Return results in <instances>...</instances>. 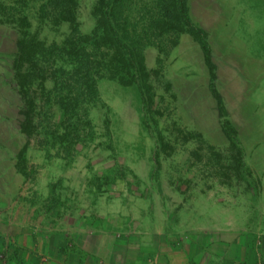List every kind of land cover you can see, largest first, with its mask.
Here are the masks:
<instances>
[{
    "label": "rangeland",
    "instance_id": "rangeland-1",
    "mask_svg": "<svg viewBox=\"0 0 264 264\" xmlns=\"http://www.w3.org/2000/svg\"><path fill=\"white\" fill-rule=\"evenodd\" d=\"M96 2L78 0L81 34L94 27L90 10ZM28 6V32L46 47L61 43L70 25L40 22L34 15L38 3ZM188 10L201 30L200 43L181 35L161 57L162 78L152 77L156 108L164 114L161 132L170 145L161 149L155 133L143 128L134 87L99 80V101L89 112L94 138L73 158L57 156L39 147L35 134L20 132L32 95L14 85V34L11 25L0 26V211L12 220L21 215L37 226L40 237L45 227L51 238L71 237L81 229L112 234L147 260H160L161 248L192 260L197 246L208 242L213 248L215 239L232 243L217 245L226 252L247 250L248 259L264 260L260 171L251 163L253 151L264 143V0H188ZM144 57L146 68L156 70L157 50L147 48ZM50 88V81L43 90L32 88L37 101L31 114L40 122L48 116L47 105H41ZM209 89H214L211 96ZM215 95L222 100L221 118ZM53 111L56 120L60 113ZM219 125L236 133L231 137L244 164L237 177L219 135L211 139V155L201 143L203 132Z\"/></svg>",
    "mask_w": 264,
    "mask_h": 264
},
{
    "label": "trees",
    "instance_id": "trees-1",
    "mask_svg": "<svg viewBox=\"0 0 264 264\" xmlns=\"http://www.w3.org/2000/svg\"><path fill=\"white\" fill-rule=\"evenodd\" d=\"M34 3H38L34 15L40 22L70 25L61 43L46 47L36 34L28 32L27 7ZM77 7L78 0H0V26L11 25L14 34L10 74L25 96L32 95L27 101L28 112L23 113V122L18 124L20 132L25 136L35 134L37 145L54 150L57 156L73 158L79 146L89 144L94 138L89 112L99 101L97 82L110 80L136 89L143 128L155 133L161 149L167 148L170 138L161 132L159 119L164 114L161 108H156L152 77L162 78L161 57L178 45L181 35L188 34L200 43L201 30L189 18L188 0H97L90 10L94 27L88 35L78 29ZM147 48L158 52L156 70L146 68ZM45 61L50 62L46 68L42 66ZM46 81L51 82V88L43 94L41 106L47 105L48 116L40 122L31 114L35 109L33 102L37 101L32 88L36 85L43 90ZM212 93L214 89H209V96ZM213 98L221 118L222 100L217 95ZM54 108L60 113L56 120ZM204 115L202 122L207 123ZM203 134L201 143L210 155L215 149L212 137L219 135L223 139L220 145L227 147L230 170L237 177L244 164L242 151L231 137L235 131L219 125ZM195 137L202 139L199 133Z\"/></svg>",
    "mask_w": 264,
    "mask_h": 264
},
{
    "label": "crops",
    "instance_id": "crops-1",
    "mask_svg": "<svg viewBox=\"0 0 264 264\" xmlns=\"http://www.w3.org/2000/svg\"><path fill=\"white\" fill-rule=\"evenodd\" d=\"M263 144L255 148L251 158L252 165L260 171V205H264ZM7 214V211H0V264H264V260H253V257L248 259V255H245L247 250L234 255L231 248L228 252L220 249L217 245L230 247L232 243L218 239L211 240L215 243L213 248L206 244L208 242H204L203 246L196 245L197 254L194 258L190 255L192 260H187L184 252L181 256L178 251L169 253L170 249L162 248L160 260H147L146 256L142 258L125 248L118 237L112 234H89L81 229L71 237L51 238L48 227H45L44 236L40 237L37 226L27 224L21 215L12 220ZM3 249L5 253H2Z\"/></svg>",
    "mask_w": 264,
    "mask_h": 264
}]
</instances>
